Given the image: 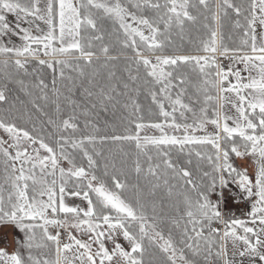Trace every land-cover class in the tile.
Wrapping results in <instances>:
<instances>
[{
  "label": "snow or ice",
  "instance_id": "6c2138e0",
  "mask_svg": "<svg viewBox=\"0 0 264 264\" xmlns=\"http://www.w3.org/2000/svg\"><path fill=\"white\" fill-rule=\"evenodd\" d=\"M190 9H196L198 15ZM229 9L237 17L234 28L242 30L240 45L235 48L224 43ZM6 14L15 17L14 26ZM105 22H111L108 35L115 37L121 51L134 54L124 69L126 79L114 71L101 78L92 67L94 42H100L103 55L110 51L103 43ZM198 22L205 32L195 50L203 55L158 54L175 45L174 34L185 39L186 23ZM5 36L8 43H0V56L5 57L0 61L4 73L0 102H8V84L14 83L32 97L31 107L47 119L40 127L33 123L29 131L16 123L24 117L32 120L27 108L17 117L13 104L0 115V130L6 134V138L0 136V226L11 225L23 233L15 251L0 248V264H200L201 258L203 264L220 260L236 264L237 256L239 264L245 259L249 264L257 260L264 264V0H248L246 6L233 0H0V38ZM13 36L22 42L20 46L13 43ZM32 61L37 65L32 69L36 73L32 87L39 91L36 96L17 78L21 73L32 74L28 70ZM107 66L105 62L103 67ZM43 67L54 73L51 95L38 73ZM68 68L78 76H66ZM57 70L60 81H67V94L57 87ZM189 73L198 79L196 98L188 97L192 104L184 102ZM141 87L165 123L139 122L142 106L132 92L138 93ZM77 91L84 103L72 98ZM62 102L72 109L67 118L61 115ZM49 104L54 108L52 114L44 111ZM200 104L197 112L193 105ZM117 107L131 109L127 134L99 135L96 122L100 113ZM229 107L235 115L228 114ZM177 112L182 122H177ZM79 116L85 118L84 129L91 131H81ZM209 123L216 129L214 134H190L206 131ZM165 127L183 134L169 135ZM146 128L162 134L141 136ZM110 142L134 144L135 150L120 148L119 158L109 150L106 156L104 145ZM195 145L211 148L195 152L208 166L199 180L171 159L173 148L183 153ZM230 154L253 158L254 180L246 168L230 160ZM101 167L102 174H98ZM129 171L136 174L137 183L129 185ZM141 177L151 186L150 195L162 186L170 199L175 195V215L158 213L155 201L145 199ZM171 180L183 183L172 184ZM230 184L239 188L240 199L252 200L250 219H226L222 213L224 189ZM127 191L133 193V199L124 196ZM66 196L82 199L86 208L69 206ZM50 227L57 229L55 234ZM61 228L67 233V242L62 241ZM69 228L87 239L73 235ZM229 245L234 250L231 259Z\"/></svg>",
  "mask_w": 264,
  "mask_h": 264
},
{
  "label": "trees",
  "instance_id": "16d2710c",
  "mask_svg": "<svg viewBox=\"0 0 264 264\" xmlns=\"http://www.w3.org/2000/svg\"><path fill=\"white\" fill-rule=\"evenodd\" d=\"M193 3L196 2V0H192ZM211 3H215V0H210ZM236 4H242L247 5L248 0H233ZM193 15H198L196 9H190ZM229 16L225 18L224 20V27H223V33H224V43L229 48H235L240 45V39L242 37V30L241 29H235L234 28V21L237 19L235 14L229 9ZM202 20V18H200ZM241 20V23H243V16L239 17ZM186 29V37L183 41L179 39L178 36L175 34L173 35V40L175 41V45L172 47L167 48L163 53H158L162 55H203V52H198L195 50V43L198 42V39L203 35L205 30L202 28L201 23H197L196 25H192L191 23H186L185 25ZM103 30L105 33L104 41L103 43L108 44L110 47V51L108 53V56L103 55L100 52V42H94L95 47L94 51L96 52V56L93 57V68H95L97 71L100 72L101 78H106L108 71H114L116 73L117 77H120L121 79L127 78V72L124 71L126 63L129 58L133 57L134 54L130 51H121L120 45L115 42V37H111L108 35L112 32V25L111 22H105L103 25ZM231 37V38H229ZM191 41V42H190ZM145 55H151L149 53H145ZM110 57L114 59H109ZM41 58H44L41 54ZM64 58V57H62ZM9 60H13L14 57H9ZM71 59V58H69ZM2 61V60H0ZM107 62V67H103V65ZM34 67H37L34 61L30 62L28 65L29 73H32V69ZM10 72H14V68H9ZM88 72L92 71V68L87 69ZM39 75L45 80V83L48 84V93L51 95V88H52V80L54 78V73L51 69H48L46 67L38 68ZM65 75L66 76H72L77 77L78 73L72 71L71 68L65 69ZM190 76V84L188 86V93L185 96L189 100V96L193 97V99L196 98V87L195 85L198 83V79L196 74L189 73ZM18 79H23L25 83L29 86V91L33 93V96L39 95L38 89H35L32 87L36 83V73H32L31 75H23L21 73L18 77ZM55 78L57 79V87L61 89L65 94H67V90L65 85L67 84V81H60L59 79V71L55 73ZM4 83V73L3 70L0 69V84ZM77 84H79V80L77 81ZM8 91L6 92V95L8 96V102L3 103L0 102V115H4L5 111L10 108L11 105H15V109H13V115L19 117L21 115V112L27 108L28 112L31 113L32 120L29 121L27 117H24V119H17L16 123L18 126L25 128L29 131H31L33 123L37 125V127H40L41 121H44L47 119V117L41 116L39 112H36L35 109L31 107V104L29 103L30 99L32 97L25 95L24 92L20 91V88L18 85L14 83L8 84ZM132 95L134 98H137L140 105L142 106V120L139 122L143 123H162L165 122L164 118L159 115V109L151 103V98L148 97L143 90V88H140V91L137 93L136 91L132 92ZM78 103H84V98L79 94L77 91L73 97ZM122 101L124 98H121ZM201 101H203V97L200 96ZM20 101H24V105H21ZM192 102V100H190ZM42 103V102H41ZM194 106H202L200 105H194ZM62 118H67L68 115H71L72 109L64 104L62 102ZM211 109V108H209ZM44 111L48 112L49 114H52L54 111V108L51 104H49L47 107L44 108ZM131 109L125 111L122 109V107H117L114 111L109 110L107 113L101 112L99 115V119L96 122V126L100 129L99 135H124L126 133V129L130 127L129 125V119L131 118L129 116ZM84 117L79 116V124L81 127V131H91L90 129L85 130L84 129ZM170 121V117H169ZM132 133H135V127L134 123L131 125ZM80 133L77 134V137H79ZM239 138H237L238 140ZM51 143V141H48ZM230 147V146H229ZM123 148L127 152H134V144L129 143H108L104 145L105 155H109V150H111L112 155L118 156L119 149ZM189 150H191L192 154L189 156ZM211 151L210 146L207 147V149L195 145V146H188L185 148L184 152L181 153L178 149L173 148L171 150V159L173 163H175L178 167L186 168L188 169L192 175L193 178L199 180L202 174L203 170H208V166L206 161H201L196 155V151ZM189 160L191 163H189ZM230 160L237 165L236 157L233 154H230ZM79 157H77V163H79ZM101 165H103L104 161H99ZM129 169L131 167V162L129 161ZM0 171H2V165H0ZM103 168L98 171V174H102ZM169 175L171 176V172L169 170ZM107 179V178H106ZM123 179V177H121ZM127 182L129 185L137 183V177L134 172H128V179ZM109 186L111 187V181L108 180ZM172 184L177 183H183V181L178 180H171ZM139 184L141 185V188L144 193V197L149 202L155 201L157 205V211L158 213L162 212L165 216H172L175 215V208L173 205L176 203V197L175 195L170 199L167 195L168 189L164 188L163 186L156 190L155 195H150L152 189L151 186L144 180L143 177L139 179ZM124 196L128 199H133V193L131 191H127L124 193ZM151 208V204H149V210ZM165 234H167V228H165ZM22 240V239H16ZM15 241V250L17 248V244ZM54 258V257H52ZM159 255L157 254L155 256V259H159ZM145 259L147 260L148 257L146 256ZM200 264H203L202 258L200 260ZM216 264V262H215ZM218 264H221V260L218 262Z\"/></svg>",
  "mask_w": 264,
  "mask_h": 264
},
{
  "label": "rangeland",
  "instance_id": "374dc122",
  "mask_svg": "<svg viewBox=\"0 0 264 264\" xmlns=\"http://www.w3.org/2000/svg\"><path fill=\"white\" fill-rule=\"evenodd\" d=\"M6 15H7V20L9 22V24L14 26L16 23L15 17L12 14H6ZM42 27H45V26L42 25ZM8 39L9 38L7 36L0 38V43L7 44ZM11 39H12L13 43H15L17 46H20L22 44V42L15 36L11 37ZM149 56H151V55H149ZM151 58L154 59V56H152ZM3 59H5V57L0 56V60H3ZM14 59H15V57H14ZM184 102L192 104V102L190 100H188L186 97H184ZM194 107L200 108L201 106H199V107L194 106ZM166 108H167V110L171 111V108L168 107L167 103H166ZM188 116H189L188 122H191V114H188ZM176 118H177V122H182L180 120V117H179V112L176 113ZM170 120H171V117H170ZM162 123H165V122H162ZM205 128H206V131H199L198 130L194 133L190 132V134H193L196 136H201L202 132H206V134H214L216 132L215 127L210 123L207 124L205 126ZM164 131L169 135H171V134L182 135L183 134L182 130L180 132L174 133L172 129L167 128V127H165ZM161 134L162 133L159 130L152 129V128H146L140 132L141 136H144V135L160 136ZM0 136H4L6 138V134L3 133V130H0ZM41 154L42 155L44 154L43 151L41 152ZM236 162H237V165H239V167L241 169H244V167L246 166L245 162L243 161V158L236 157ZM61 165L65 168L68 167L67 163L64 161H61ZM249 176H250V174H249ZM240 195L241 194H240L239 188L236 187V185H234V184H230L229 188L224 189V197H223V201L221 202V205H220L221 211H224V212L228 211V213H229L231 211V207L234 205V202H240L247 210L249 209L248 212L251 211L252 200L240 199ZM211 199L213 201H215V200H217V197L212 196ZM252 199L254 200V198H252ZM65 203L68 204L69 206H79L81 208H86V206H87L86 202L83 201L82 199L78 198V197L66 196L65 197ZM247 217L245 219H247ZM60 218H63V214H60ZM248 219H249V217H248ZM69 221L71 222L70 217H69ZM59 230H61V229H59ZM49 231L52 234H55L57 229L54 227H50ZM68 231H71L72 234L78 236V238L87 239V236H80V234L74 228H69ZM18 237H19V239H23V233L16 230L13 226H11V225L0 226V248L5 249L9 253L15 251V241H16V239H18ZM119 240L126 248L128 247L127 242L123 241L122 237H120ZM66 242H67V240H66ZM107 246L109 247V249H111V247H112L111 243H108ZM213 264H215V261H213ZM221 264H223V260H221Z\"/></svg>",
  "mask_w": 264,
  "mask_h": 264
},
{
  "label": "crops",
  "instance_id": "0c3cea01",
  "mask_svg": "<svg viewBox=\"0 0 264 264\" xmlns=\"http://www.w3.org/2000/svg\"><path fill=\"white\" fill-rule=\"evenodd\" d=\"M240 67L241 68H243V65H240ZM246 75V74H245ZM196 109H197V112L199 111V108H197V107H195ZM227 112H228V114L229 115H235V111H234V109H231L230 107L226 110ZM208 116L211 118V116H212V111H211V109H209V111H208ZM229 125L230 126H232V122L231 121H229ZM206 134V132H202L201 133V136L202 135H205ZM243 161L245 162V167L244 168H246L247 169V171H248V173L250 174V177H252L253 178V180H254V174H255V170H256V165H255V163H253V158L252 157H245V158H243ZM254 198V197H253ZM255 199V198H254ZM247 210V209H246ZM249 210V209H248ZM248 210H247V212H248ZM250 212V211H249ZM246 218V217H245ZM244 218V219H245ZM247 219H248V217H247ZM250 219V218H249ZM249 226H251V225H249ZM233 249L231 248V245H229V249H228V252H229V258L231 259L232 258V253H233ZM236 264H239V257L237 256L236 257ZM244 264H249V261L247 260V259H245V261H244ZM256 264H259V261L257 260L256 261Z\"/></svg>",
  "mask_w": 264,
  "mask_h": 264
},
{
  "label": "built area",
  "instance_id": "2783aa9c",
  "mask_svg": "<svg viewBox=\"0 0 264 264\" xmlns=\"http://www.w3.org/2000/svg\"><path fill=\"white\" fill-rule=\"evenodd\" d=\"M217 56L219 57L218 53H217ZM223 63L225 65H227L228 61L224 60ZM226 212L222 211V213L224 214L226 219H232V218L244 219L245 217L248 216L247 215L248 212H247L246 208L240 202H234V205L231 207V211L229 213H228V211H226ZM60 232H61V236H62V241L66 242V240H67L66 231L63 228H61ZM209 264H213V261H209Z\"/></svg>",
  "mask_w": 264,
  "mask_h": 264
}]
</instances>
